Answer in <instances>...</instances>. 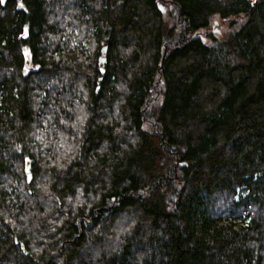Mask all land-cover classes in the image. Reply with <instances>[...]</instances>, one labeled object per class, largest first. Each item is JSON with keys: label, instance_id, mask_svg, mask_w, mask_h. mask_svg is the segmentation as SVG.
<instances>
[{"label": "trees", "instance_id": "1", "mask_svg": "<svg viewBox=\"0 0 264 264\" xmlns=\"http://www.w3.org/2000/svg\"><path fill=\"white\" fill-rule=\"evenodd\" d=\"M0 264H264V0H0Z\"/></svg>", "mask_w": 264, "mask_h": 264}, {"label": "water", "instance_id": "2", "mask_svg": "<svg viewBox=\"0 0 264 264\" xmlns=\"http://www.w3.org/2000/svg\"><path fill=\"white\" fill-rule=\"evenodd\" d=\"M107 51H108V47L106 46L102 50V56L100 57V60H99L100 65H103L105 63L106 58L104 57V55L107 53ZM30 181H31V178H29V182Z\"/></svg>", "mask_w": 264, "mask_h": 264}, {"label": "rangeland", "instance_id": "3", "mask_svg": "<svg viewBox=\"0 0 264 264\" xmlns=\"http://www.w3.org/2000/svg\"><path fill=\"white\" fill-rule=\"evenodd\" d=\"M215 32H216L217 34H219V35H220V34H221V32H222V33L226 32V29H224V30L222 31V28H221V26H219V28H216V27H215ZM224 35H225V34H224ZM223 37H224V36H223Z\"/></svg>", "mask_w": 264, "mask_h": 264}]
</instances>
